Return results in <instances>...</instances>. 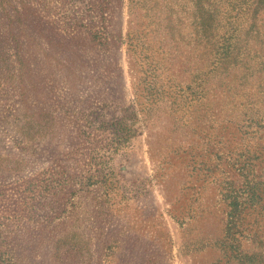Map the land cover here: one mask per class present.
<instances>
[{
    "label": "rangeland",
    "instance_id": "obj_1",
    "mask_svg": "<svg viewBox=\"0 0 264 264\" xmlns=\"http://www.w3.org/2000/svg\"><path fill=\"white\" fill-rule=\"evenodd\" d=\"M0 264H264V0H0Z\"/></svg>",
    "mask_w": 264,
    "mask_h": 264
}]
</instances>
